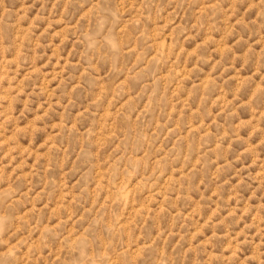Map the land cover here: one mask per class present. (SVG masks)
<instances>
[{
	"label": "rangeland",
	"instance_id": "374dc122",
	"mask_svg": "<svg viewBox=\"0 0 264 264\" xmlns=\"http://www.w3.org/2000/svg\"><path fill=\"white\" fill-rule=\"evenodd\" d=\"M0 264H264V0H0Z\"/></svg>",
	"mask_w": 264,
	"mask_h": 264
}]
</instances>
